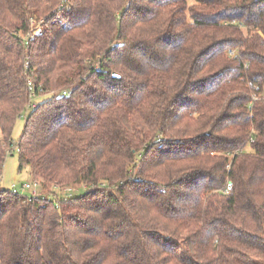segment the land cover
<instances>
[{
	"label": "trees",
	"instance_id": "16d2710c",
	"mask_svg": "<svg viewBox=\"0 0 264 264\" xmlns=\"http://www.w3.org/2000/svg\"><path fill=\"white\" fill-rule=\"evenodd\" d=\"M252 94L264 0H0V181L16 149L41 185L0 190V264H264Z\"/></svg>",
	"mask_w": 264,
	"mask_h": 264
},
{
	"label": "built area",
	"instance_id": "2783aa9c",
	"mask_svg": "<svg viewBox=\"0 0 264 264\" xmlns=\"http://www.w3.org/2000/svg\"><path fill=\"white\" fill-rule=\"evenodd\" d=\"M42 20L36 22L35 19H30V26H31V30L24 36V41H29L32 40L34 38V36H37L41 33V25H42ZM229 55H233V52H230ZM35 70L31 69L28 65V63H25V74L27 77V85H28V91H29V102L26 108V111L23 115L24 118L27 117V114L34 110L37 107V104L44 98L46 97H50L52 96V92H48V93H44V90L39 88L36 89L33 86V80H32V75L34 74ZM68 94L66 91L62 92V95H66ZM258 101H263L264 102V94L261 95H256V94H252L251 96V102L252 104ZM230 186V185H229ZM19 187V188H18ZM40 182L39 181H32L30 180L28 183H22L19 184V186L17 184H13L10 189H7L9 192H11L13 195H18L22 198H24V200H31L34 197H37L39 192H40ZM83 190H87L85 188V186L82 187ZM4 188L0 187V190H2ZM21 191V193H20ZM53 191L56 194V198L57 201L60 200V195L64 194V195H68V197H70V193L72 191L71 188L69 187H60V186H55L53 188ZM27 192L29 194V196H23L22 193ZM57 201H55V205L57 206Z\"/></svg>",
	"mask_w": 264,
	"mask_h": 264
},
{
	"label": "rangeland",
	"instance_id": "374dc122",
	"mask_svg": "<svg viewBox=\"0 0 264 264\" xmlns=\"http://www.w3.org/2000/svg\"><path fill=\"white\" fill-rule=\"evenodd\" d=\"M24 123H25L24 117H20L17 120L13 134H12V139L14 143H16L19 136L21 135ZM17 159H18V156H17L16 149L7 153V156H6L4 165H3L2 178L0 181L1 188H4L7 190V189H10V187L13 184H17L19 186V184L28 183L30 181L28 169L25 168L21 172L18 171ZM81 194H83V190H80L79 188H73V190L70 193V196L77 197ZM22 195L29 196L27 192L22 193ZM60 198L61 199L68 198V195L61 194Z\"/></svg>",
	"mask_w": 264,
	"mask_h": 264
},
{
	"label": "water",
	"instance_id": "95a60500",
	"mask_svg": "<svg viewBox=\"0 0 264 264\" xmlns=\"http://www.w3.org/2000/svg\"><path fill=\"white\" fill-rule=\"evenodd\" d=\"M114 77H116V75H113Z\"/></svg>",
	"mask_w": 264,
	"mask_h": 264
}]
</instances>
